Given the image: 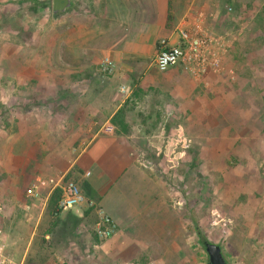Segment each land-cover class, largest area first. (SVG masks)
<instances>
[{"label":"rangeland","instance_id":"374dc122","mask_svg":"<svg viewBox=\"0 0 264 264\" xmlns=\"http://www.w3.org/2000/svg\"><path fill=\"white\" fill-rule=\"evenodd\" d=\"M72 1L70 9L54 14L52 0H0V58L1 53L2 58L45 54L47 50L39 46L43 39H74L75 15L91 11L92 4L90 0ZM167 2H173L174 7L192 4L198 10L203 4H220L222 25L216 27L220 35L231 38L224 69L231 66L235 74L229 77L228 69L223 71L220 79H213L194 94L195 110L181 111L183 116H177L181 126L174 129V136L181 132V138L188 135L190 139L183 157L147 152L146 160L154 161L157 180L165 185L170 200L157 201V212L148 214L150 207L145 209L150 202L146 181L137 186L140 191L131 186L125 194L124 189L115 190L125 175L111 182L99 180L101 188L118 193L114 198L107 193L102 201L112 214L122 219L136 217V209H143L124 229L134 237V244L138 240L135 236H141L142 247L120 262L107 252L114 235L100 241L99 250V246L93 249L85 221L69 214L60 216L55 229L47 233L50 218L45 208L35 233H31L34 223L28 220L31 215L25 214L23 195L33 178L51 172L43 167L48 162L46 152L38 151L47 144L41 142L43 127L33 123L37 113L58 116L59 94L47 93L51 90L48 83L39 86L42 91L30 93L33 83L28 78L18 79V84L6 79L1 67L5 62L0 59V210L8 220L0 227L9 256L20 258L29 243L26 264H206L197 226L205 239L221 245L227 264H264V0ZM169 15L170 20V10ZM122 29V23L108 29L98 25L96 35L101 36L98 39H114ZM13 64L19 65L16 68L20 71L26 65ZM38 119L42 125V118ZM33 137L41 141L30 142ZM182 144H176L178 149ZM37 168L39 173L32 174ZM68 178L82 182L71 172ZM120 193L125 196L119 197ZM31 211L36 215L39 208ZM151 233L155 242L148 244L144 236ZM146 247L152 252H145Z\"/></svg>","mask_w":264,"mask_h":264},{"label":"crops","instance_id":"0c3cea01","mask_svg":"<svg viewBox=\"0 0 264 264\" xmlns=\"http://www.w3.org/2000/svg\"><path fill=\"white\" fill-rule=\"evenodd\" d=\"M90 2L91 11H84L79 17L75 15L74 39H63V37L43 39L39 42V46L47 50L45 54L28 55L27 58L19 54H9L2 58L1 53L0 59L5 62L1 67L5 70L3 77L6 79L10 77L18 84V79L28 78L29 82L33 83L30 85L33 87L32 91L29 90L30 93L42 91L41 89L44 88L40 89L39 86L43 82L44 85L48 83L51 85V90L47 93L59 94L58 116L50 112L49 115L46 112L37 113V119L42 118L40 120L42 125L35 118L33 126L43 127V139L41 141L33 137L30 142L47 143L38 151L46 152L44 155L48 162L43 167H47L51 172L42 175H55L56 170H58L56 175H67L71 172L75 178L86 181L98 195V200H93L117 224V231L111 237L112 245L108 247L107 252L113 260L120 262L121 259L125 260L127 254H135L141 245V236H135L136 240L138 238L135 242L139 245L134 244V237L127 234L124 229L127 228V222L132 223L134 218L140 216L138 210L143 209H136V217L124 216L122 219L103 206L104 197L108 193L114 198L118 195L115 190L118 192L121 189L128 194L131 186H135V189L140 191L141 188L137 186L141 187L146 181L150 202L148 206L144 205L145 209L150 207L148 214L152 211L157 212L156 202L161 204L160 202L168 201L169 196L165 185L157 180L154 161L146 160L149 158L147 152H162L164 156L169 153L167 158L171 156L174 159L183 157L190 146L189 136L181 138L183 136L181 132L174 136V129L181 126L177 121L179 116H183L181 111L195 110L194 94L202 87L212 84L213 79H220L223 71L227 72L228 69L229 77H234L235 74L231 66L224 69V58L218 69L207 71L197 78L184 71L181 65L160 71L155 66V55L160 40L164 38L168 43L174 44L178 41L180 29L190 28L195 23L201 24L219 38L227 39L228 45L231 43V38L220 35L218 31L217 27L222 25L220 15L222 7L218 3L203 4L198 10L192 4L186 7L177 4L174 7L173 2L168 5L167 0H122L121 2L90 0ZM169 10L173 14L170 20ZM121 23L123 29L120 36L114 39H98L101 37L96 35L98 25L99 28L108 29ZM105 57H109L114 62L115 67L111 72L102 70ZM8 62L11 66L7 64ZM23 62L26 65L21 71L16 68L19 65L13 64ZM122 87L127 88L126 93H121ZM118 112L120 117L116 119V123H113L112 119ZM162 122H165L166 134L160 141L163 142L160 148L159 143H156L159 141L153 142L151 136ZM34 132L35 129L32 130V135L36 136ZM83 143L86 145L83 146ZM177 143H183L181 149H178ZM168 160L171 162V159ZM168 168L172 166L169 164ZM38 170L39 168L33 170L32 174L39 173ZM96 171L98 173H95ZM86 172H89V175H85ZM121 175L126 177L115 186L113 193L101 188L103 181L111 182ZM107 188L110 189L109 182ZM50 190L49 186L43 187L41 196L36 199L27 197L26 193L23 195L22 205L25 214L31 215L28 220L34 223L32 234L35 233L34 230L46 208ZM125 194L120 193L119 197ZM123 199L119 200L123 201ZM36 206L39 212L34 215L31 210ZM84 206L74 208V212L71 209L63 211L60 216L69 214L81 219ZM0 214V223L7 222L1 210ZM154 236L153 233L147 238L144 236L145 241L155 242ZM3 237L5 233L0 227V247L12 264H26L25 254L29 243L23 255L14 259L6 253L7 243H3ZM145 252L152 251L146 247Z\"/></svg>","mask_w":264,"mask_h":264},{"label":"built area","instance_id":"2783aa9c","mask_svg":"<svg viewBox=\"0 0 264 264\" xmlns=\"http://www.w3.org/2000/svg\"><path fill=\"white\" fill-rule=\"evenodd\" d=\"M228 43L225 39L219 38L213 32H209L201 24L195 23L192 27H182L179 31L178 41L170 44L166 39L160 40L156 55L155 66L158 70L164 71L169 67L181 65L182 69L194 77H201L207 71L219 68L221 61L227 51ZM115 67L114 62L109 58L103 59V71L111 72ZM121 93H126L127 88L122 87ZM165 122L158 125L155 133L152 134L153 142L159 143L160 148L165 137ZM169 155V153L167 154ZM85 175H89L86 172ZM49 186L50 191L59 188L60 198L57 208L60 211H68L74 207L84 205L94 206L97 215L96 222L92 229L100 241L114 235L117 231V224L114 219L99 207L95 200L90 199L78 182L74 179L66 178V175H37L29 184L25 193L27 197L39 198L43 187ZM99 243H94L93 247H98ZM0 264H12L10 258L5 255L0 247Z\"/></svg>","mask_w":264,"mask_h":264},{"label":"trees","instance_id":"16d2710c","mask_svg":"<svg viewBox=\"0 0 264 264\" xmlns=\"http://www.w3.org/2000/svg\"><path fill=\"white\" fill-rule=\"evenodd\" d=\"M168 18H170V15H168ZM122 112V111H120ZM114 115L112 121L113 123H116L118 119V117H120L119 113ZM68 174L66 175L67 178ZM80 186L82 187L83 191L85 192V194L88 197H91L92 199H95L96 201L98 200V195L95 194V192H93V190L90 188L89 184L86 181H82ZM60 194H61V190L59 188L54 189L50 195L49 198L47 200V205H46V214L49 216L50 218V226L49 229L47 231V233L52 232L53 229H55V227L58 225L59 221H60V214L62 211H60L57 208V202L60 198ZM94 206H90V205H85L84 206V211H83V217L81 219H83L85 221V224L87 225V229L90 232V235L94 241V243H100V240L98 239L97 234L95 233V231L92 229V225L96 222L97 220V215L94 211ZM196 233L198 236V240L199 243L201 244V246L204 248V242L207 241V239H205L199 229V227L196 226ZM46 238V237H45Z\"/></svg>","mask_w":264,"mask_h":264},{"label":"water","instance_id":"95a60500","mask_svg":"<svg viewBox=\"0 0 264 264\" xmlns=\"http://www.w3.org/2000/svg\"><path fill=\"white\" fill-rule=\"evenodd\" d=\"M72 5V0H52V12L54 14L64 13ZM204 250L207 254L206 264H227L221 245L207 240L204 242Z\"/></svg>","mask_w":264,"mask_h":264}]
</instances>
